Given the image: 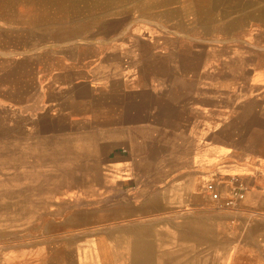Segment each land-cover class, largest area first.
Masks as SVG:
<instances>
[{"label": "rangeland", "instance_id": "obj_1", "mask_svg": "<svg viewBox=\"0 0 264 264\" xmlns=\"http://www.w3.org/2000/svg\"><path fill=\"white\" fill-rule=\"evenodd\" d=\"M188 1L166 16L157 0H0V264L71 262L66 241L172 191L193 152L264 153V33L210 30L179 14ZM103 61L122 71L93 92L80 76ZM129 96L149 111L135 137Z\"/></svg>", "mask_w": 264, "mask_h": 264}, {"label": "crops", "instance_id": "obj_2", "mask_svg": "<svg viewBox=\"0 0 264 264\" xmlns=\"http://www.w3.org/2000/svg\"><path fill=\"white\" fill-rule=\"evenodd\" d=\"M176 1L157 0V7L168 9L163 13L166 16L175 15ZM188 2V11L183 5L179 14L193 16L195 23L209 24L210 30L227 32L236 27L244 32L245 25L253 24L264 33V0ZM103 62L82 71L79 83L93 92L100 82L111 86L122 68ZM104 91L110 94L111 87ZM165 92L162 96L167 94L168 102H176ZM125 104L135 108L140 124L131 122L120 130L135 137L131 130L143 132L149 126L143 123L149 120V111L143 109L145 101L138 96L126 97ZM208 182L218 186L222 198L239 184L243 198L231 207L219 206L204 191ZM171 183L172 191H140L132 201L126 198L124 203H116L109 210L106 229L98 225V234L91 242L74 246L73 241H66L73 255L71 262L61 259L60 263L264 264V153L236 159L222 154L218 159L211 153L204 157L193 152L188 163L176 164ZM198 184L201 190L196 188ZM46 264H53V258L48 257Z\"/></svg>", "mask_w": 264, "mask_h": 264}, {"label": "built area", "instance_id": "obj_3", "mask_svg": "<svg viewBox=\"0 0 264 264\" xmlns=\"http://www.w3.org/2000/svg\"><path fill=\"white\" fill-rule=\"evenodd\" d=\"M205 192L209 199L222 207H231L235 205L238 200L243 198L242 187L239 184H234L228 197L222 198L218 186L213 182H208L205 186Z\"/></svg>", "mask_w": 264, "mask_h": 264}]
</instances>
